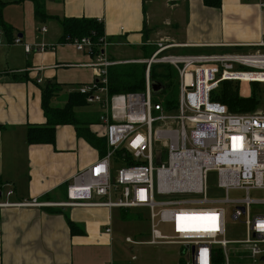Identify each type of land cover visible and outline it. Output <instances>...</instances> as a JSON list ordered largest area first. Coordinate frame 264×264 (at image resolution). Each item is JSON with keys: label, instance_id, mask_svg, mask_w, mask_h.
<instances>
[{"label": "built area", "instance_id": "built-area-1", "mask_svg": "<svg viewBox=\"0 0 264 264\" xmlns=\"http://www.w3.org/2000/svg\"><path fill=\"white\" fill-rule=\"evenodd\" d=\"M258 4L264 10V0ZM68 43L93 57L95 79L77 90L89 104L98 105L106 152L66 183V201L40 196L17 199L14 188L4 183L0 211L59 206L117 208L125 213L145 210L150 220V238L145 243L182 245L185 264H220L219 256L221 264H230L234 252L230 246L237 245L248 253L251 264H264V111L232 113L210 98L223 81H240L231 78L238 72H264V51L161 56L175 44L158 43L159 49L145 61V89L114 93L109 68L123 61L109 59L106 38L102 51L88 37ZM259 45L264 47V42ZM24 46L27 53L55 49L46 43ZM154 64H169L177 70L176 108H167L161 92H153ZM211 174L217 178L215 187L210 186ZM232 192L244 196L231 198ZM228 210L244 226L245 239H227ZM161 225H170L173 235H163ZM125 240L140 243L130 236Z\"/></svg>", "mask_w": 264, "mask_h": 264}, {"label": "crops", "instance_id": "crops-1", "mask_svg": "<svg viewBox=\"0 0 264 264\" xmlns=\"http://www.w3.org/2000/svg\"><path fill=\"white\" fill-rule=\"evenodd\" d=\"M258 1L222 0L220 8H212L204 0H45L47 14L54 17L46 21L36 18L32 0L4 1V19L13 32L8 37L1 32L0 37L2 183L14 188L17 199L40 196L64 202L66 183L102 156L70 124L57 126L54 144L27 141L30 125L46 123L42 87L47 81L61 87L53 104L63 106L71 92L95 79L93 57L78 52L71 43H60V19L102 20L109 55H114V46L158 43L175 44L169 49L183 52L178 55L215 54L228 47L264 51L259 45L264 42V10ZM15 35L22 43L14 42ZM25 43H46L55 49L27 53ZM98 109L87 103L79 111L86 119L97 116L99 121ZM89 127L104 136L99 122ZM123 212L95 206L4 209L0 264H122L114 259L112 247L114 224L123 219ZM69 221L77 225L74 233Z\"/></svg>", "mask_w": 264, "mask_h": 264}, {"label": "trees", "instance_id": "trees-1", "mask_svg": "<svg viewBox=\"0 0 264 264\" xmlns=\"http://www.w3.org/2000/svg\"><path fill=\"white\" fill-rule=\"evenodd\" d=\"M34 3L35 16L38 19L46 21L53 16L47 14L45 10V0H32ZM208 7L220 8L222 0H204ZM6 3L0 0V31L5 36L12 35V27L4 19V8ZM54 18V17H53ZM63 36L60 43H68L73 39L90 38L95 49L103 50L102 43L105 39L103 23L98 19L89 18H63L60 19ZM11 40V37H9ZM107 40V39H106ZM108 53V50H107ZM109 59L118 62L113 55ZM17 79V76H12ZM152 81L159 82L164 89L161 92V99L167 108H176L178 98V72L169 64H154L151 68ZM233 83L235 81H223L219 87L214 90L210 96L214 102H219L227 106L232 113H248L254 107L252 98H231L225 93L224 83ZM225 86V85H224ZM109 87L111 92H138L145 89V71L137 64H116L109 68ZM223 87V88H222ZM60 86L55 82L47 81L42 87V106L46 115V123L43 125H30L27 130V141L30 144H54L56 141V129L59 125H74L78 136L84 137L91 145L96 147L100 153L106 152L107 140L105 136H98L90 129V124L99 122L97 116L91 121L86 119L79 111L88 103L86 97L78 91L71 92L63 106L53 104L54 99L60 93ZM222 88V89H221ZM253 112V111H251ZM95 115V114H94ZM99 119V114H98ZM4 184L0 180V185ZM1 212V211H0ZM128 213L123 212V219ZM72 232L77 229V225L69 221ZM220 254V251H218ZM221 264V256L218 258ZM183 262L181 261L180 264ZM119 264V263H116Z\"/></svg>", "mask_w": 264, "mask_h": 264}, {"label": "rangeland", "instance_id": "rangeland-1", "mask_svg": "<svg viewBox=\"0 0 264 264\" xmlns=\"http://www.w3.org/2000/svg\"><path fill=\"white\" fill-rule=\"evenodd\" d=\"M10 2L11 0H4ZM15 3L12 1L11 4ZM17 39L18 35H15ZM3 37H6L3 35ZM167 45L166 43H163ZM173 45V44H170ZM158 45H145L141 47L114 46V58L120 62L119 64H137L141 66L145 73L147 64L145 61L149 59L159 48ZM110 50V49H109ZM230 53H253L254 48H237L228 47L216 52ZM113 52V51H112ZM188 53V52H186ZM178 55L183 52H175L168 49L161 56ZM118 64V65H119ZM240 71H257L252 68H236ZM240 79L233 83H224L225 93L231 98H252L254 107L251 111H264V72H238L231 77ZM251 82V83H250ZM222 87V88H223ZM221 88V89H222ZM249 111V112H251ZM116 168L119 166L116 164ZM217 178L213 174L210 177V186L215 187ZM241 192H232L231 198L243 197ZM253 196L263 197L262 193H254ZM264 210V208H263ZM159 230L163 235L172 236V228L170 225H161ZM115 242L113 244L114 259L122 264H185V256L182 245L158 244L151 245L145 243L150 238V220L149 211L133 209L129 210L127 217L124 219H116L114 224ZM130 236L140 241L138 245H132L126 242V237ZM246 230L239 222L232 219L230 210L227 213V239H245ZM233 254L230 257V264H251L248 253L241 245L235 247L230 246ZM136 256L137 259H132Z\"/></svg>", "mask_w": 264, "mask_h": 264}, {"label": "water", "instance_id": "water-1", "mask_svg": "<svg viewBox=\"0 0 264 264\" xmlns=\"http://www.w3.org/2000/svg\"><path fill=\"white\" fill-rule=\"evenodd\" d=\"M164 89L163 85L159 82H155L153 81L152 82V90L153 92L155 93H159V92H162ZM161 161V155H160V151H158V159H157V162L160 163Z\"/></svg>", "mask_w": 264, "mask_h": 264}]
</instances>
